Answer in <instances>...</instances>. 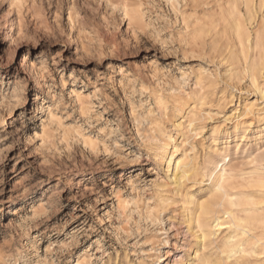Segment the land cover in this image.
I'll use <instances>...</instances> for the list:
<instances>
[{
  "label": "clouds",
  "instance_id": "1",
  "mask_svg": "<svg viewBox=\"0 0 264 264\" xmlns=\"http://www.w3.org/2000/svg\"><path fill=\"white\" fill-rule=\"evenodd\" d=\"M0 264H264V0H0Z\"/></svg>",
  "mask_w": 264,
  "mask_h": 264
}]
</instances>
